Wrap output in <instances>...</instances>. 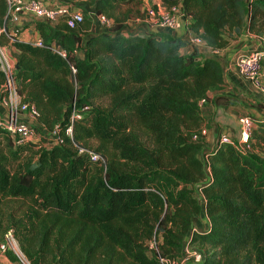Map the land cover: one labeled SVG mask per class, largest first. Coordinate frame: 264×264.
<instances>
[{
    "label": "trees",
    "instance_id": "obj_1",
    "mask_svg": "<svg viewBox=\"0 0 264 264\" xmlns=\"http://www.w3.org/2000/svg\"><path fill=\"white\" fill-rule=\"evenodd\" d=\"M86 1L112 21L109 29L91 33L93 18L82 9L86 18L73 29L63 20L33 22L42 41L35 46L6 29L0 0V44L16 51L18 94L59 135L14 171L28 146L13 147L0 128L10 148L0 152V209L5 198L27 201L9 221L28 264H161L187 244L203 254L199 264H264V117L255 119L247 153L219 141L206 150L199 102L223 88L220 62L181 55L182 39L125 30L143 19V0ZM161 1L178 5L187 29L212 50L243 32L264 37V0ZM3 82L0 70V97ZM101 98L107 108L93 106ZM92 140L97 161L79 154ZM202 214L208 229L197 233Z\"/></svg>",
    "mask_w": 264,
    "mask_h": 264
},
{
    "label": "built area",
    "instance_id": "obj_2",
    "mask_svg": "<svg viewBox=\"0 0 264 264\" xmlns=\"http://www.w3.org/2000/svg\"><path fill=\"white\" fill-rule=\"evenodd\" d=\"M8 4V12L6 16V29L9 28V23L18 26L24 19L32 22H48L56 23L63 20L66 26L70 29L75 28L83 22V16L79 9L69 4L47 5L45 0H6ZM164 6V5H163ZM100 29L103 31L112 26V21L104 16H94ZM145 19L151 24L154 29L167 30L170 32L177 31L181 28V21L184 18L180 11V7H162L161 3H156L155 6H150L145 9ZM14 26V25H13ZM5 27L0 26V35H6ZM18 31L14 30L12 36H17ZM182 40L186 45L192 48L204 47L202 38L187 29L185 30ZM11 41V40H10ZM27 43L35 46H42V41L38 38H31ZM51 51L61 56H65V52L60 48L52 45ZM76 53H78L76 51ZM220 50H211V57L219 58ZM264 61V52L252 51L248 54H242L235 58V68L242 78L250 82L255 88L264 91L262 81V63ZM16 60L12 58L6 51L5 47L0 44V70L4 76L2 86L3 96L0 97V128L7 132L13 143V147L23 145H36L41 140V135L37 134V129H40L36 124L39 121V112L33 104L23 102L22 97L18 94L16 75ZM208 103V99H202L199 102L200 110ZM79 116L73 114L72 119H77ZM239 134L237 138H232L227 135H220L218 141L226 143L235 148L241 154L250 151V139L254 130L253 120L250 115H241L238 119ZM41 131V129H40ZM71 127L66 130L67 135H71ZM43 135H47L41 131ZM200 134L205 137L206 130L201 129ZM50 137L55 136V142L58 143L59 135L57 128H54L48 133ZM196 139V136H194ZM89 156L91 161H97L99 155L92 152L79 150ZM205 200L202 195L199 198V204L203 206ZM10 242L7 244L14 247V252L19 260H24V255L19 250L14 238L10 236ZM151 243V242H150ZM149 243V244H150ZM2 252L6 251V246L0 247ZM193 257V264H199L203 260V254L192 246H185L181 256L173 261L160 259L161 264H181L182 260H189ZM22 264H28L26 261Z\"/></svg>",
    "mask_w": 264,
    "mask_h": 264
},
{
    "label": "crops",
    "instance_id": "obj_3",
    "mask_svg": "<svg viewBox=\"0 0 264 264\" xmlns=\"http://www.w3.org/2000/svg\"><path fill=\"white\" fill-rule=\"evenodd\" d=\"M47 5L69 4L80 11L85 9L88 14L93 18V30L91 33L98 34L103 30L100 29V25L94 18L93 8L85 3L86 0H45ZM144 1V0H143ZM138 21V20H136ZM188 19L183 18L181 28L177 31L170 32L166 30H157L143 22L128 21L125 25V30L130 32L140 33H161L166 34L174 38L182 39L186 30ZM61 22L57 21V24ZM10 25H16L9 23ZM20 25L24 29L19 33L18 39L23 42L29 41L31 38H38V33L34 28V23L30 20L24 19L20 22ZM253 36L248 32H243L239 35H234L229 41L228 45L220 50L218 61L222 66L224 75V86L219 91H213L209 93L207 105L200 110L202 118L201 127L206 129L205 135V149L210 150L218 141L220 135H227L232 138H237L239 134L238 119L245 113L254 117H264V91L259 90L249 84L245 79L239 76L235 68V58L242 54H248L253 50H258L260 45L258 40L253 41ZM258 46H257V45ZM211 50L209 47L192 48L185 45L180 49V54L189 56L194 51L204 57H211ZM262 80L264 86V62L262 66ZM234 91L238 94L239 99H236ZM217 99H225L232 101V105L227 106L224 104H218ZM258 103L260 109H250V104ZM245 108V111H243ZM1 109V108H0ZM247 111V112H246ZM243 113V114H242ZM251 113V114H250ZM219 135V136H218ZM200 194V193H199ZM201 195V194H200ZM198 201L199 198L197 197ZM208 229V222L206 217L200 215L194 223L193 230L197 233L206 231ZM8 264H11L8 262Z\"/></svg>",
    "mask_w": 264,
    "mask_h": 264
},
{
    "label": "rangeland",
    "instance_id": "obj_4",
    "mask_svg": "<svg viewBox=\"0 0 264 264\" xmlns=\"http://www.w3.org/2000/svg\"><path fill=\"white\" fill-rule=\"evenodd\" d=\"M85 3L87 4V1H85ZM156 3H161L162 7H164L161 0H144L143 1V6L140 9L141 12L144 15L143 19H135V20H131V21L132 22H143L144 21L145 23H147L150 26L151 24L147 21V19L144 18L145 17V9L147 7L149 8L150 6H155ZM82 16H83V14H82ZM83 18H86V16L85 17L83 16ZM136 20H138V21H136ZM10 27H11L10 28L11 30H16L18 32H21L24 29V27H22V25H20V24L18 26L10 25ZM107 29L108 28H106V30ZM250 35L253 36V39H252L253 41L258 40L259 43H260L259 46L256 44L259 47L258 50H253V51L261 50V51L264 52V37L263 36H258L256 34H252V33ZM3 43H5V42H3ZM3 47H5L6 51L9 53V55L12 58L15 59V53H16L15 49L13 47H9L7 44H4ZM213 59L218 61V58H213ZM237 73H238V71H237ZM239 76H240V74H239ZM249 84H251V83L249 82ZM234 94L236 95L235 98L239 99L238 94L236 93V91H234ZM227 101H229V100H227ZM229 102L232 103V101H229ZM93 106L94 107H100V108H107L108 100L106 98L96 99L95 101H93ZM227 106H230V105H227ZM250 109H260V106L258 105V103H255V104L251 103L250 104ZM243 111H245V108H244ZM247 113H245V114H247ZM247 115H249V114H247ZM251 118L253 120L254 129H255L256 128L255 119H258L260 117H254V115H253V116H251ZM36 125L38 127H40L41 131L43 133L47 134V135H43L41 133V131H37V134L41 135V140L34 146L33 145H29V146H31V147H29L27 145L28 147L26 148V151H24L22 156L19 158V161L16 162L15 164H13V166L11 167L14 171L19 170L21 168V166L24 163H26L28 160L29 161L32 160L33 162H35L36 153L38 151H40L41 149H45V148L49 149V148H52L53 146H55L57 144L55 142V138H54L55 136L50 137L48 135V133L50 134L51 130L41 126L39 124V121H38V123ZM202 129H205V128L202 127ZM37 130H39V129H37ZM8 145H9V143H7L5 140L0 139V152L8 154L9 151H10V148H9ZM96 145H97V142L95 140L89 141L87 143V145L85 146V148H84V149H87L88 151L87 150H84V151H86V152H92L93 151L94 152V150L96 148ZM79 154H81V153L79 152ZM83 154H85V153H82V155ZM196 197L200 198L199 192L196 193ZM26 204H27V201L22 200L20 198H17V199H15V198H5V199L2 200V205H1V209H0V247L2 245H5L6 246V251L2 252L1 249H0V264H8V262L11 263V264H22V263H25V261L27 262V259L25 257H24V260H19L18 257L16 256L15 252H14V247L12 245L7 244V242L11 243V240H10V236H11L12 238H14V240H15V242H16L19 250H20L19 240H18V237H17V234H16V231L18 230L17 229V225L14 223L15 222L14 220L9 221V216L12 217L13 219H17L19 216L22 215V212L26 208V206H25ZM158 240H160V238ZM154 245L155 244L153 242H151L147 246V255L149 257L152 256V252L151 251H152V249H154V247H155ZM195 247L199 250V248L197 246H195ZM181 264H193V257L191 256V258L189 260H186V261L182 260Z\"/></svg>",
    "mask_w": 264,
    "mask_h": 264
}]
</instances>
